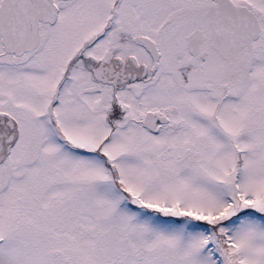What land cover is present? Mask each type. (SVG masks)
<instances>
[{"label":"snow or ice","instance_id":"obj_1","mask_svg":"<svg viewBox=\"0 0 264 264\" xmlns=\"http://www.w3.org/2000/svg\"><path fill=\"white\" fill-rule=\"evenodd\" d=\"M0 264H264V0H0Z\"/></svg>","mask_w":264,"mask_h":264}]
</instances>
